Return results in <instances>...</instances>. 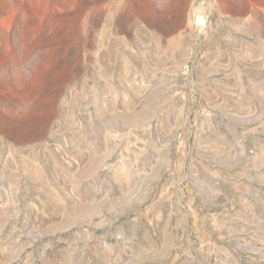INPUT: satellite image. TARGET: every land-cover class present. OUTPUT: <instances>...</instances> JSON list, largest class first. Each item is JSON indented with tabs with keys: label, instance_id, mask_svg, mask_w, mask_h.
<instances>
[{
	"label": "rangeland",
	"instance_id": "obj_1",
	"mask_svg": "<svg viewBox=\"0 0 264 264\" xmlns=\"http://www.w3.org/2000/svg\"><path fill=\"white\" fill-rule=\"evenodd\" d=\"M0 264H264V0H0Z\"/></svg>",
	"mask_w": 264,
	"mask_h": 264
}]
</instances>
